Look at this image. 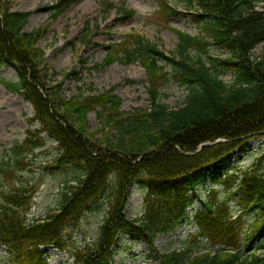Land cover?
<instances>
[{
    "label": "trees",
    "instance_id": "1",
    "mask_svg": "<svg viewBox=\"0 0 264 264\" xmlns=\"http://www.w3.org/2000/svg\"><path fill=\"white\" fill-rule=\"evenodd\" d=\"M74 1L58 0L48 9L57 19ZM158 1V15L166 19L190 16L202 34L177 30L180 41L178 54L173 56H166L157 44L134 32L107 45L102 66L120 59L139 60L150 80V106L124 115L121 99L113 90L64 99L62 82H48L45 53L37 45L48 25L24 31L33 11L11 10L10 1L0 0V65L16 69L18 84L8 82L34 105L31 121L39 124L17 148L33 150L42 144L44 133L60 150L51 170L74 164L86 171L62 192L59 207L35 221L26 218L29 187L16 186L1 193L0 243L14 256L24 252L42 264L46 246L65 250L70 229L99 206L100 198L108 206L100 236L94 244L69 249L75 264H114V247L121 234L146 240L155 249L156 235L171 232L189 219V209L201 198L197 193L201 181L223 176L233 180L220 183L239 192L240 214L210 199L203 200L192 214L199 235L212 243L214 253L206 250L191 257L190 248L174 250L161 254L159 264H264V256L255 254L264 248V170L245 172L241 177L238 170L224 173L226 165L245 154L252 139L264 140V51L255 59L252 55L257 44L264 42V9L257 10V0H183L185 5L195 2L200 7L184 13L171 5L172 0ZM104 5L107 11L114 8L110 1ZM118 11L121 20L135 13L124 6ZM90 37L83 34L86 40ZM213 44L228 55L212 56ZM193 46L202 50L196 58L190 54ZM227 71L235 76L231 84L222 78ZM169 75L188 91L177 108L161 100V88ZM94 109L106 124L118 129L116 143L110 140L113 135H106L104 143L109 145L104 150L81 146L76 140L81 134L89 137L86 118ZM110 150L121 154H109ZM262 154L260 159H264ZM134 181L146 190L145 214L140 219L129 218L125 208ZM235 182L239 183L232 187ZM246 244L252 247L247 254L243 252Z\"/></svg>",
    "mask_w": 264,
    "mask_h": 264
},
{
    "label": "rangeland",
    "instance_id": "2",
    "mask_svg": "<svg viewBox=\"0 0 264 264\" xmlns=\"http://www.w3.org/2000/svg\"><path fill=\"white\" fill-rule=\"evenodd\" d=\"M12 3L11 10L33 11L25 25L27 32L37 31L48 25L46 34L38 41L37 45L44 51L43 66L48 69L47 79L52 83L62 82V97L66 100L80 94L90 95L113 90L121 99V110L124 115L133 113L136 108L150 106V80L144 66L137 60L128 63L120 59L111 65L102 66L107 45L117 43L125 34L135 32L146 40L155 43L164 54H178L179 37L177 30L191 35H201V28L190 16H173L168 19L158 15V0H75L61 13L57 19L51 15L48 6L57 0H8ZM104 1H110L114 8L107 11ZM185 1V0H184ZM178 10L193 12L199 10L197 3L192 6L185 5L183 0H173ZM125 6L134 9L135 13L125 19H120L117 7ZM257 10L264 9V0L256 1ZM91 37L86 40L83 34ZM264 51V42L257 44L253 50V59ZM201 53L197 46L190 49V54L195 58ZM210 54L225 58L228 53L210 46ZM160 64H164L160 62ZM165 69L171 71L170 65ZM170 76V75H169ZM222 78L231 84L235 80L234 73L227 71ZM17 82L16 69L13 66L0 65V195L2 192L14 189L16 186L29 187L26 192L28 203L26 206L27 221H35L47 216L54 208L59 207L62 192L69 183H74L86 171L77 165H64L56 170L50 166L58 157L60 150L57 142L48 136L43 137L40 146L17 148L24 144L30 129L39 127L37 122H32L35 116L34 105L15 92L8 82ZM161 100L170 108L181 106L187 96L186 87L182 86L173 76L164 82L161 88ZM18 96V98H17ZM20 97V98H19ZM17 100V101H15ZM99 110V108H98ZM94 109L87 115V133L89 137L80 135L76 137L81 146H100L101 150L109 144L104 143L106 135H113L110 140L116 143L118 129L105 123L99 116V111ZM33 123V124H32ZM95 132L96 135L91 133ZM263 138L252 139L248 150L241 158H235L232 165H226L224 173L232 174L238 170L239 177L245 172L260 173L264 170ZM111 148V146H110ZM107 148L106 150H108ZM117 155L121 153L114 151ZM111 150L109 154H115ZM264 158V157H263ZM139 158H136L137 161ZM229 178V177H227ZM227 178L208 176L197 187L201 198L197 199L189 209L191 213L201 205L203 200H211L217 204H226L233 213H238V197L234 190L228 189L223 182ZM218 180V181H216ZM232 178L229 181L232 182ZM239 182L231 186L236 187ZM236 184V185H235ZM146 190L139 181H134L130 187L129 198L126 203V213L131 219H140L145 214ZM234 193V194H233ZM27 201V200H26ZM99 206L93 211L85 213L80 223L70 229V237L66 242V249L60 250L52 245L46 246L47 253L42 264H75L69 249L84 247L94 244L101 233V224L106 214L107 204L100 198ZM6 245L0 243V264H38L31 261L24 252L19 256L11 254ZM45 248V247H44ZM43 248V249H44ZM191 249L190 255L194 257L205 249L212 250V243L199 235L197 227L190 221H185L171 232L159 233L155 237V249L146 240L135 239L130 235L121 234L120 240L114 247L112 262L114 264H159L160 255L176 251ZM252 249V247H251ZM248 244L243 246L247 254L251 250ZM255 254L264 256V248L258 249ZM262 264V263H261Z\"/></svg>",
    "mask_w": 264,
    "mask_h": 264
},
{
    "label": "bare ground",
    "instance_id": "3",
    "mask_svg": "<svg viewBox=\"0 0 264 264\" xmlns=\"http://www.w3.org/2000/svg\"><path fill=\"white\" fill-rule=\"evenodd\" d=\"M3 94H4V93H2V92L0 93L1 96H3V97H7L6 95H3ZM17 98H18V96H17ZM19 98H20V97H19ZM15 101H17V100H15Z\"/></svg>",
    "mask_w": 264,
    "mask_h": 264
}]
</instances>
